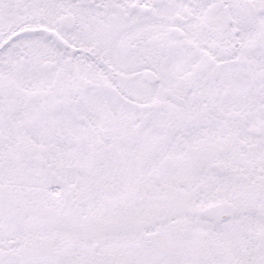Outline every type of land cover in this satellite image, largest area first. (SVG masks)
I'll return each instance as SVG.
<instances>
[{
    "label": "snow or ice",
    "instance_id": "6c2138e0",
    "mask_svg": "<svg viewBox=\"0 0 264 264\" xmlns=\"http://www.w3.org/2000/svg\"><path fill=\"white\" fill-rule=\"evenodd\" d=\"M0 264H264V0H0Z\"/></svg>",
    "mask_w": 264,
    "mask_h": 264
}]
</instances>
